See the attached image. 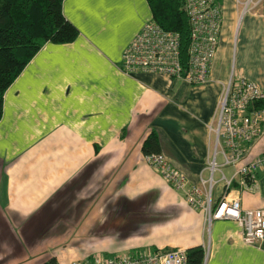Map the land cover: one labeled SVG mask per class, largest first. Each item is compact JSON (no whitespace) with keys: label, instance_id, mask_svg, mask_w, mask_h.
Returning <instances> with one entry per match:
<instances>
[{"label":"crops","instance_id":"obj_1","mask_svg":"<svg viewBox=\"0 0 264 264\" xmlns=\"http://www.w3.org/2000/svg\"><path fill=\"white\" fill-rule=\"evenodd\" d=\"M215 1L218 42L199 84L121 69L123 49L150 20L146 0L61 1L76 37L45 42L2 94L0 264L193 246L202 264H264V238L245 244L233 220L207 224L140 151L152 130L159 152L196 184L208 176L226 81L264 90V0ZM260 128L243 162L264 151ZM255 177L254 189L230 192L243 209H264V168ZM213 178L211 203L222 186L219 172Z\"/></svg>","mask_w":264,"mask_h":264},{"label":"built area","instance_id":"obj_2","mask_svg":"<svg viewBox=\"0 0 264 264\" xmlns=\"http://www.w3.org/2000/svg\"><path fill=\"white\" fill-rule=\"evenodd\" d=\"M184 11L189 26L186 50L187 65L182 68L179 59L178 36L148 20L131 38L121 54V69L125 73L146 71L178 78L187 84H199L206 80L210 63L217 47L220 29V6L215 0H184ZM264 100V90L254 82L238 78L228 79L218 100L213 155L207 163L208 176L196 184H188L186 177L173 167L161 153L144 155L146 164L158 173L173 190L182 193L193 209L202 210L204 221L230 219L240 229L241 240L253 244L264 238V209H243L232 190L254 189L255 174L264 168V151L243 162L250 146L260 133L264 122V107L248 110L254 100ZM219 154L221 163L215 161ZM231 167L226 177L222 167ZM219 172L221 193L210 202L214 172ZM185 249H144L132 254L104 257L99 254L73 259L65 264H184Z\"/></svg>","mask_w":264,"mask_h":264},{"label":"trees","instance_id":"obj_3","mask_svg":"<svg viewBox=\"0 0 264 264\" xmlns=\"http://www.w3.org/2000/svg\"><path fill=\"white\" fill-rule=\"evenodd\" d=\"M62 0H0V114L2 94L28 60L45 43H67L77 35V29L61 13ZM150 20L178 36L179 59L187 65L189 26L184 0H146ZM264 107V100L249 103L248 110ZM143 155L160 153L155 133L151 130L141 142ZM132 254V253H131ZM184 264H202L203 249H185ZM40 264H56L53 257Z\"/></svg>","mask_w":264,"mask_h":264},{"label":"rangeland","instance_id":"obj_4","mask_svg":"<svg viewBox=\"0 0 264 264\" xmlns=\"http://www.w3.org/2000/svg\"><path fill=\"white\" fill-rule=\"evenodd\" d=\"M226 168H227V167H223V168H221V169H222L223 172H226Z\"/></svg>","mask_w":264,"mask_h":264}]
</instances>
